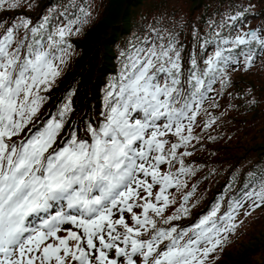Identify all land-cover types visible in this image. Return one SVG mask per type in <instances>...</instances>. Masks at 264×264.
Returning a JSON list of instances; mask_svg holds the SVG:
<instances>
[{"label":"snow or ice","instance_id":"6c2138e0","mask_svg":"<svg viewBox=\"0 0 264 264\" xmlns=\"http://www.w3.org/2000/svg\"><path fill=\"white\" fill-rule=\"evenodd\" d=\"M23 2L0 0V12ZM248 10L210 21L204 37L194 30L187 56L175 28L134 34L102 89V119L86 114L82 134L79 121L65 132L74 89L37 121L74 55L71 37L94 22L91 0H67L38 23L0 19V264H216L240 209L264 206V168L227 207L232 184L195 223L176 222L199 203V182L189 184L200 167L186 158L203 139L196 129L219 119L210 93L264 57V30L241 28Z\"/></svg>","mask_w":264,"mask_h":264},{"label":"trees","instance_id":"16d2710c","mask_svg":"<svg viewBox=\"0 0 264 264\" xmlns=\"http://www.w3.org/2000/svg\"><path fill=\"white\" fill-rule=\"evenodd\" d=\"M67 0H39L36 5V10L25 9L29 11V15L38 16L46 10L49 6L59 5L58 11H61V5ZM263 0H190L192 12H198L196 21L192 18L177 19L168 21L174 16L176 9L171 11L167 7V3L163 0H104L103 15L98 21L93 22L88 27L86 32L80 38L72 39L75 48L78 50V55L74 60L70 61L66 72L58 80V83L52 89L51 98L41 109L39 120L43 121L49 117L50 114L55 113L57 106L64 101L65 96L73 89L75 95L72 96L73 113L69 124L66 125L65 132L72 124V121L80 122L81 134L83 130V122L85 115L89 121L99 122L102 117L99 113L102 110V89L109 78L114 76L118 69V60L116 56L121 47L132 39L134 34L145 36L148 35V27H161L169 23V29L175 28L179 35L181 43L184 45V54L187 56L194 47L193 32L198 31L200 37L207 35L213 28L210 21L218 25L222 20H225L228 15H235L239 11L249 9L245 14V19L242 25L252 28L249 25L258 27L264 30V25H257L260 21H264V7ZM252 5L253 7L249 8ZM35 10V9H34ZM178 10V9H177ZM16 13L18 11H12ZM191 12V13H192ZM9 11H4L0 15V19ZM18 14V13H17ZM14 16V15H12ZM190 16V15H189ZM157 18L161 23H157ZM258 20V23H255ZM260 20V21H259ZM235 32H233L234 35ZM224 35H228L227 28L224 30ZM197 51L199 50V43L195 44ZM212 48H209V52ZM262 57H258L254 61V65L260 61ZM264 58V57H263ZM241 78V77H240ZM240 80V79H239ZM233 85H238L237 81H233ZM220 95L216 92L210 93L215 101L222 98L228 102L232 101L239 88L229 91L221 90L220 85L214 86ZM240 95H238L239 98ZM237 104L249 112L247 119L256 122L259 117L258 105L255 102H249L239 99ZM205 107H209L207 104ZM236 119V118H235ZM244 120V119H243ZM245 125V122H243ZM249 127L248 125L243 128ZM27 131V130H26ZM245 132H249L246 130ZM229 142L222 143L221 139L215 141L216 149H226L218 158L222 162H228L229 167L220 170V176L216 180L211 189L209 196L205 202L192 209V214L189 218H185L176 223L187 227L195 223L200 216L207 213L211 209V200L216 195V199L224 195L225 190H228L229 181L227 175L232 174L231 183H233V176H236V187L229 191V198L225 196V201L228 202L232 196H237L243 187L245 178L248 172L258 168H264V140L243 147L241 152L231 151ZM194 159L199 160L206 165L208 160L205 156H200L199 152L193 154ZM199 155V156H198ZM242 163H248L245 168L236 169ZM199 175L195 179V183L199 185L202 180L198 177L206 174L207 170L200 167ZM229 173V174H228ZM205 181V178H204ZM194 183V184H195ZM219 192V193H218ZM215 199V200H216ZM261 257V258H259ZM216 264H264V229L255 234H251L248 239L238 241V244L229 249H225L224 256L216 261Z\"/></svg>","mask_w":264,"mask_h":264},{"label":"rangeland","instance_id":"374dc122","mask_svg":"<svg viewBox=\"0 0 264 264\" xmlns=\"http://www.w3.org/2000/svg\"><path fill=\"white\" fill-rule=\"evenodd\" d=\"M38 1L39 0H26V2H23L19 8L14 9V11H18V12L13 13L12 12L13 10H11L9 11L8 14L4 15L2 19H6L8 22H12L15 18L27 17V18H31L35 23H38L40 18L43 15L48 14L50 10L55 9L56 11H58L57 9L59 5L49 6L46 10L41 12L39 16L37 12L36 13L37 16L35 17L32 14L31 15L27 14L29 13V11H24L25 9L27 10L32 9L33 11H37L36 5ZM163 1L167 3V7L171 8L170 9L171 11H174L176 8L178 9V10L176 9L174 16L170 17L168 21H173L177 19L186 20L189 18H192L194 21H196L198 17L197 14L198 12H192L191 6H193V3L191 4L190 0H163ZM29 2L34 5L32 8L28 7ZM91 2L93 3V6L95 8L94 11V22H95L98 21L103 15L102 10L104 7L103 5L104 0H91ZM66 4L67 1L60 6L61 11L63 10ZM261 4L264 7V0L262 1ZM2 13L3 12H0V15ZM256 23H258V20L253 24ZM257 25L259 26L264 25V21H260ZM249 26L255 28V30L258 29V27L256 28L253 25H249ZM88 27L90 28V26ZM88 27H86V29L82 34L71 37V42L73 43V45L74 42L72 39L82 37V35L86 32ZM164 27L169 29L170 24L167 23ZM241 28H243L244 30L250 29L245 25H242ZM77 55H78V50L74 46V55L72 56L70 61L74 60ZM66 70L67 68L65 69L64 73L66 72ZM230 74H231L232 86L228 88V90L229 91L233 90L234 86L235 88H239L240 90L236 91V95L233 97L229 105L227 104L228 102H226L223 99V93H224L223 91L222 98L220 100L215 101V103L218 104L219 106L208 107L209 111L212 113L213 116L219 117L216 124L213 125V127L209 129L207 132H201V129L199 128L196 129V132L200 133L203 136V139L200 141L199 144H197L198 150L194 151V153L199 152L200 156H205V159L208 160L207 164L203 165L202 162H200L197 159H194L195 158L193 157L194 155L186 158L188 162L198 167L202 166L201 168L203 170H207L206 174H203L198 177L199 179L202 180V183L199 185V188L196 192V196L192 200V203H196L197 199L199 200L197 206L203 204L207 199V197L209 196V193L213 188L214 183L221 174L219 173V171L220 170L222 171L224 168L227 169L229 167L228 162L225 161L222 162V160L218 158L226 149L215 148L218 147L217 145H215V141L217 139L219 140L221 139L222 143L229 142L228 145L231 146L230 147L231 151H238V152H241L243 150V147L250 146L251 144L259 142L260 140L261 141L264 140V58L262 57L260 61L256 63V65H253V67L250 70H244L243 68H241L239 71H232ZM234 80L237 81L238 85H233ZM238 95H240L239 98ZM239 99L242 100L245 99V101H248V103L255 102V104L258 105L259 117L255 119L256 122H252L250 119H247L248 118L247 114L250 113L245 112L244 109H242L241 106L237 104V101ZM243 122H245V125H243ZM246 125H248L249 127L243 128V126ZM246 130H249V132H245ZM209 136L216 137V139L210 140L208 139ZM193 143L195 144L196 142L193 141ZM247 164L248 163H242L239 166H237L236 169L238 170L245 168ZM197 175H199V171ZM196 177H194L190 181L189 187H191V184L195 183ZM231 178H232V174L227 175L229 185L232 184V189H234L236 187V184L231 183ZM226 191L227 190H225V192ZM227 196L229 198L231 195L227 194ZM215 199H216V195L211 200L212 202L211 207L216 202L217 199L216 200ZM224 204L225 207H227V202H224ZM175 207H178V204L172 207L169 210V212L166 214H171V212L175 211ZM249 212H251V215L247 214ZM236 222L239 225V227L237 228V231L231 235L230 243L223 249V251L219 252V258L217 260L221 259L224 256L225 249L227 248L229 249V247L236 246L238 244V241L242 239L246 240L249 238L251 234H255L260 230L264 229V206L252 210L246 204L242 209H240Z\"/></svg>","mask_w":264,"mask_h":264}]
</instances>
